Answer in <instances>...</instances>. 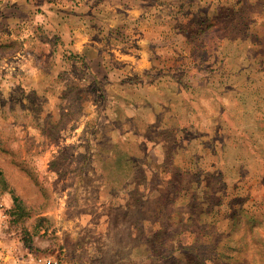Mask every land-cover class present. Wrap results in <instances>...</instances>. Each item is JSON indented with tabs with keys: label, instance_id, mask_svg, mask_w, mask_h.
Instances as JSON below:
<instances>
[{
	"label": "rangeland",
	"instance_id": "1",
	"mask_svg": "<svg viewBox=\"0 0 264 264\" xmlns=\"http://www.w3.org/2000/svg\"><path fill=\"white\" fill-rule=\"evenodd\" d=\"M40 255L264 264V0H0V264Z\"/></svg>",
	"mask_w": 264,
	"mask_h": 264
},
{
	"label": "built area",
	"instance_id": "2",
	"mask_svg": "<svg viewBox=\"0 0 264 264\" xmlns=\"http://www.w3.org/2000/svg\"><path fill=\"white\" fill-rule=\"evenodd\" d=\"M34 264H59V259L40 255L35 259Z\"/></svg>",
	"mask_w": 264,
	"mask_h": 264
},
{
	"label": "trees",
	"instance_id": "3",
	"mask_svg": "<svg viewBox=\"0 0 264 264\" xmlns=\"http://www.w3.org/2000/svg\"><path fill=\"white\" fill-rule=\"evenodd\" d=\"M177 249H179L178 246L171 245V252H170L169 255H166L165 253H162L164 259L167 258L168 260H170V259H174V258H176L175 252H176Z\"/></svg>",
	"mask_w": 264,
	"mask_h": 264
}]
</instances>
